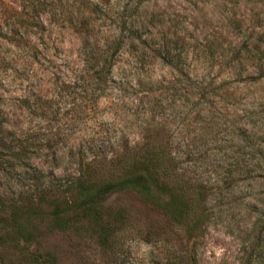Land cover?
Returning <instances> with one entry per match:
<instances>
[{"label":"rangeland","instance_id":"obj_1","mask_svg":"<svg viewBox=\"0 0 264 264\" xmlns=\"http://www.w3.org/2000/svg\"><path fill=\"white\" fill-rule=\"evenodd\" d=\"M102 1L0 0V217L63 189L81 159L104 167L143 139L202 182L207 216L186 235L114 192L102 203L122 218L109 246L88 223L60 230L39 214L17 247L0 241V264L21 244L55 264H163L171 246L193 248L196 264H264V78H251L264 73V0Z\"/></svg>","mask_w":264,"mask_h":264},{"label":"trees","instance_id":"obj_2","mask_svg":"<svg viewBox=\"0 0 264 264\" xmlns=\"http://www.w3.org/2000/svg\"><path fill=\"white\" fill-rule=\"evenodd\" d=\"M97 4L109 8L102 0H97L95 7ZM88 12H92V9ZM95 45L86 51L89 54L84 55V63L94 59L92 51L96 49ZM100 62L99 71L103 75L98 74L95 80L101 86L107 81L111 63L107 56L102 57ZM261 69L251 78H264ZM204 93L207 92L200 91L198 94ZM242 139L247 138L244 135ZM29 167L37 171L35 167ZM184 174V169L179 167L176 157L165 143L156 144L147 139L135 146L124 147L109 157L104 167L97 166L93 160L81 159L76 175L63 189L49 191L48 187H44L37 199L34 201L30 198L26 206L18 205V201L16 205L9 203L12 209L10 216L0 217V241H4L9 234L11 245L17 247L22 240L18 238L20 235L26 240L31 236L29 219L41 214L49 218L52 227L60 230L77 229L79 223H88L94 227L102 242L109 246V239L117 232L114 224L120 223L122 218L120 215H103L102 203L109 194L124 191L134 192L143 202L159 210L172 225L190 235L207 216L205 186L198 179L188 178ZM142 238L145 241L154 239V242L161 240L159 234L151 232H145ZM21 249L24 254L18 261L1 264H55L56 258L51 251L30 252L22 244ZM163 264H196L193 248L180 252L171 246L165 250Z\"/></svg>","mask_w":264,"mask_h":264}]
</instances>
